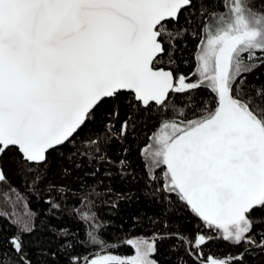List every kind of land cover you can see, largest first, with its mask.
Here are the masks:
<instances>
[{
  "label": "snow or ice",
  "instance_id": "6c2138e0",
  "mask_svg": "<svg viewBox=\"0 0 264 264\" xmlns=\"http://www.w3.org/2000/svg\"><path fill=\"white\" fill-rule=\"evenodd\" d=\"M261 68L264 0H0V264H264Z\"/></svg>",
  "mask_w": 264,
  "mask_h": 264
},
{
  "label": "trees",
  "instance_id": "16d2710c",
  "mask_svg": "<svg viewBox=\"0 0 264 264\" xmlns=\"http://www.w3.org/2000/svg\"><path fill=\"white\" fill-rule=\"evenodd\" d=\"M194 41L189 39L187 43V47L184 50L183 59L188 60V65H181V70L187 73L190 70V66H194V60L192 59V53L194 51L193 48ZM260 73H264V68L258 69L256 75H259ZM131 160L137 169L140 167L139 159L135 152H133L131 156ZM5 168L6 170L9 168L8 161L5 160ZM15 186L20 185V181L18 179H15L13 181ZM131 187V193L134 195V200L131 204L121 203L120 204V215L117 216L116 212L107 208L105 205H101L99 211L102 216L110 217L111 222L114 225V227H110V232H116L117 235H123L122 232H119L118 229L120 228L121 224H123V227L125 230H127L132 223V221L129 219V217L133 214H135L138 210L144 209L145 207L151 208V205L147 204V190L144 189L143 181L137 186H130ZM22 193L25 195H28L23 188H21ZM138 197V199H135ZM29 199V206L33 211H40L41 209V202L36 198V196L32 195L28 197ZM193 218L191 214L188 211H183L182 213H176L170 217V223L173 225H178L181 230H188L190 231L193 224ZM168 242H165L167 244ZM210 250L212 253L223 257L228 255L233 249L230 247V245L223 241H216L211 243L208 246V249L206 251ZM132 249L128 246H121L119 249L116 250V254L119 255H130L132 254Z\"/></svg>",
  "mask_w": 264,
  "mask_h": 264
}]
</instances>
